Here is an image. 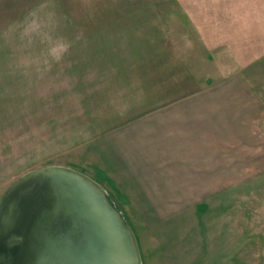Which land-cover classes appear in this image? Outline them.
<instances>
[{"label":"crops","instance_id":"obj_1","mask_svg":"<svg viewBox=\"0 0 264 264\" xmlns=\"http://www.w3.org/2000/svg\"><path fill=\"white\" fill-rule=\"evenodd\" d=\"M97 1L64 30L67 47L92 49L76 79L96 78L98 94L113 96L104 109L99 102L108 114L99 116L98 158L90 162L108 181L107 191L120 192L117 200L131 207L155 209L167 208L175 194L183 209L202 197L194 193L227 191L239 181L234 176L264 168V103L244 59L251 51L227 46L223 39L233 31L218 29L219 10L199 0L179 8L165 7V0ZM42 16L43 0H0V65L10 63L11 32L27 33L25 47L40 46ZM259 38L264 43L263 30ZM6 70L0 69V92L9 88ZM1 98L0 110L7 109ZM8 128L9 115L0 116V202L19 165L4 145ZM177 218L183 223V214Z\"/></svg>","mask_w":264,"mask_h":264},{"label":"rangeland","instance_id":"obj_2","mask_svg":"<svg viewBox=\"0 0 264 264\" xmlns=\"http://www.w3.org/2000/svg\"><path fill=\"white\" fill-rule=\"evenodd\" d=\"M199 1L210 3L216 13L219 10L218 29L223 25L232 29L233 37L223 39L227 46L232 44L238 51L247 46L251 51L244 57L251 61L246 76L264 103V54H254L264 50L259 38L264 31V0ZM193 2L165 0V7L179 8L180 3L192 7ZM89 3L58 0L57 5L43 0L42 31L36 33L41 37L39 47L23 46L24 32H11L7 37L10 63L1 64L0 69H8L9 88L1 91L0 97L8 100V106L0 110V116L9 115L10 129L5 132H9L10 142L4 145L10 148L12 158L19 157L18 167L11 169L12 178L42 166L63 165L89 175L103 187L108 184L90 162L91 157L98 158L99 116L108 114L100 110V103L104 109L113 96L98 94L96 78L76 79L82 76L80 63L92 49L67 47L69 33L64 30L66 21L74 18L81 22L82 17L76 15L80 9L89 6L91 10L98 1ZM222 59L227 63L233 60L228 56ZM76 66L79 68L73 71ZM89 144L95 151H87ZM249 172L248 176H234L239 181L228 183L227 191L194 193L196 198L202 197L187 202L183 209L181 202L173 200L175 194L165 200L167 208L155 209L131 207L117 200L120 192H107L136 236L141 264H264V255L259 257V250L264 251V168H250ZM180 214L184 216L181 224Z\"/></svg>","mask_w":264,"mask_h":264},{"label":"water","instance_id":"obj_3","mask_svg":"<svg viewBox=\"0 0 264 264\" xmlns=\"http://www.w3.org/2000/svg\"><path fill=\"white\" fill-rule=\"evenodd\" d=\"M0 264H141V256L99 182L46 165L20 175L1 199Z\"/></svg>","mask_w":264,"mask_h":264}]
</instances>
